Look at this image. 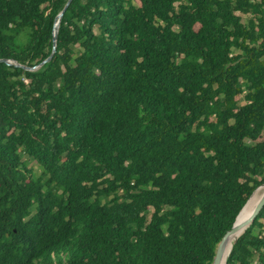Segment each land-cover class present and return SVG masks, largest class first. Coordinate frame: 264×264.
Here are the masks:
<instances>
[{"label": "trees", "instance_id": "trees-1", "mask_svg": "<svg viewBox=\"0 0 264 264\" xmlns=\"http://www.w3.org/2000/svg\"><path fill=\"white\" fill-rule=\"evenodd\" d=\"M66 2L0 0V264H211L264 183V0H71L38 66Z\"/></svg>", "mask_w": 264, "mask_h": 264}, {"label": "water", "instance_id": "water-1", "mask_svg": "<svg viewBox=\"0 0 264 264\" xmlns=\"http://www.w3.org/2000/svg\"><path fill=\"white\" fill-rule=\"evenodd\" d=\"M71 0H67V2L65 3V5H64V7H63V9L60 11V13H58L57 14V16H56V21H55V23H54V26H53V32H52V42H53V46H52V51H51V54L47 57V58H45L43 61H41L40 63H39V65L38 66H40V65H42L43 63H45V62H47V61H49L50 60V58L52 57V54L54 53V51H55V46H56V35H57V30H58V23H59V20H60V18H61V16H62V14H63V12H64V10H65V8H66V6L69 4V2H70ZM4 60V59H3ZM5 61V60H4ZM7 62L8 63H10L11 61L9 60H7ZM27 69H29L28 67H26ZM32 68H36V67H32ZM264 184V183H263ZM259 187V186H258ZM257 187V188H258ZM254 192V191H253ZM252 192V193H253ZM252 193H251V195H252ZM250 195V196H251ZM250 196H249V198H250ZM248 198V199H249ZM247 199V200H248ZM247 202V201H246ZM246 202H245V204H246ZM244 204V205H245ZM243 205V206H244ZM243 206H242V208H243ZM264 206V192H263V194H262V196L260 197V199L258 200V202H257V204L255 205V207H254V209H253V211H252V213L250 214V216L246 219V220H244L241 224H236V218H237V216H238V214L240 213V211L242 210V208L240 209V211L238 212V214L236 215V217H235V220H234V222H233V224H232V227L229 229V230H227L226 232H225V234L222 236V238L220 239V241L218 242V244H217V246H216V250H215V254H214V257H213V260H212V263L211 264H220V261H221V255H222V251H223V248H224V242H225V240H226V237L228 236V235H230L231 233H233V232H235V231H238L239 229H241L242 228V231H240V233L237 235V237H236V239L245 231V229L252 223V221L254 220V218L256 217V215L260 212V210H261V208ZM235 239V240H236ZM235 240H234V242H235ZM233 242V243H234ZM233 243H232V245H233ZM232 245H231V247H232ZM231 247H230V249H231ZM230 249H229V252H230ZM229 252H228V254H229ZM228 254H227V256H228ZM227 258V257H226ZM225 264H226V261H225Z\"/></svg>", "mask_w": 264, "mask_h": 264}, {"label": "bare ground", "instance_id": "bare-ground-1", "mask_svg": "<svg viewBox=\"0 0 264 264\" xmlns=\"http://www.w3.org/2000/svg\"><path fill=\"white\" fill-rule=\"evenodd\" d=\"M263 192H264V184L260 185L252 193V195L250 196V198L248 199V201L246 202V204L244 205V207L238 214L236 218V224L238 225L241 224L244 220H246L250 216L255 205L257 204L258 200L262 196ZM240 231H242V228L239 229L238 231L231 233L230 235L226 237V240L224 242V248H223L222 255H221L220 264H225L229 249L232 243L234 242V240L236 239L237 235L240 233Z\"/></svg>", "mask_w": 264, "mask_h": 264}, {"label": "rangeland", "instance_id": "rangeland-1", "mask_svg": "<svg viewBox=\"0 0 264 264\" xmlns=\"http://www.w3.org/2000/svg\"><path fill=\"white\" fill-rule=\"evenodd\" d=\"M18 38L20 39V41H25V35L21 32L19 35H18ZM22 158L25 160V161H27V163H28V166L32 169V171H33V173L35 174V175H39L40 174V172H41V169H40V167L36 164V162H34V161H32L31 159H29L26 155H22ZM260 222H262L263 223V225H264V219H260ZM262 231L264 232V226H263V228H262ZM252 264H256V262H255V260L253 261V263Z\"/></svg>", "mask_w": 264, "mask_h": 264}]
</instances>
